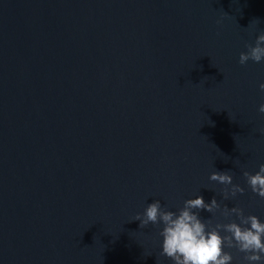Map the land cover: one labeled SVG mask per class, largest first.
<instances>
[{
  "label": "water",
  "instance_id": "1",
  "mask_svg": "<svg viewBox=\"0 0 264 264\" xmlns=\"http://www.w3.org/2000/svg\"><path fill=\"white\" fill-rule=\"evenodd\" d=\"M261 30L264 0H0V264H173L133 221L155 200L264 222Z\"/></svg>",
  "mask_w": 264,
  "mask_h": 264
},
{
  "label": "clouds",
  "instance_id": "2",
  "mask_svg": "<svg viewBox=\"0 0 264 264\" xmlns=\"http://www.w3.org/2000/svg\"><path fill=\"white\" fill-rule=\"evenodd\" d=\"M220 23V21H217ZM244 52L239 54L238 63L245 65L249 60L254 63L264 62V30L257 35L254 45L245 43ZM264 92V83L259 84ZM258 111L264 114V103L259 105ZM246 183L251 191L264 199V164L259 165L255 174L243 172ZM225 187L221 190L224 199L242 194L244 189L233 184L229 171H214L209 176ZM220 208L215 197L205 203L202 196L187 199L177 212L168 211L155 200L137 213L133 221H139V228H146L149 224L162 225L159 235L162 237L160 256L170 259L173 264H231L232 255L224 251L225 248H235L244 253L246 264H261L264 261V222L255 215L245 216L239 207L227 208L222 215L235 214L239 223H216L202 220L200 210L213 213ZM221 232L225 233L221 235Z\"/></svg>",
  "mask_w": 264,
  "mask_h": 264
}]
</instances>
